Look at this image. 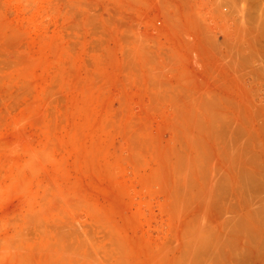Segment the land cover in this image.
I'll return each mask as SVG.
<instances>
[{
    "label": "rangeland",
    "instance_id": "obj_1",
    "mask_svg": "<svg viewBox=\"0 0 264 264\" xmlns=\"http://www.w3.org/2000/svg\"><path fill=\"white\" fill-rule=\"evenodd\" d=\"M0 219V264H264V0H0Z\"/></svg>",
    "mask_w": 264,
    "mask_h": 264
},
{
    "label": "clouds",
    "instance_id": "obj_2",
    "mask_svg": "<svg viewBox=\"0 0 264 264\" xmlns=\"http://www.w3.org/2000/svg\"><path fill=\"white\" fill-rule=\"evenodd\" d=\"M15 155V154H13ZM25 163H27V161H25ZM36 167L35 165H32L26 169H24L25 172L31 174V173H34L36 171ZM7 221L5 219H0V229H2L5 225H6Z\"/></svg>",
    "mask_w": 264,
    "mask_h": 264
},
{
    "label": "bare ground",
    "instance_id": "obj_3",
    "mask_svg": "<svg viewBox=\"0 0 264 264\" xmlns=\"http://www.w3.org/2000/svg\"><path fill=\"white\" fill-rule=\"evenodd\" d=\"M263 21V20H262ZM262 39H263V37H262ZM261 40V39H260ZM252 50V49H251ZM259 188H261V187H259ZM252 189H254V188H252ZM263 191V190H262ZM263 239V238H262Z\"/></svg>",
    "mask_w": 264,
    "mask_h": 264
}]
</instances>
